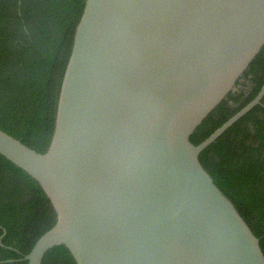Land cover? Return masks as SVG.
<instances>
[{
    "label": "water",
    "instance_id": "95a60500",
    "mask_svg": "<svg viewBox=\"0 0 264 264\" xmlns=\"http://www.w3.org/2000/svg\"><path fill=\"white\" fill-rule=\"evenodd\" d=\"M264 48V0H86L45 152L0 128V154L36 179L77 264H264L258 237L192 134Z\"/></svg>",
    "mask_w": 264,
    "mask_h": 264
},
{
    "label": "trees",
    "instance_id": "16d2710c",
    "mask_svg": "<svg viewBox=\"0 0 264 264\" xmlns=\"http://www.w3.org/2000/svg\"><path fill=\"white\" fill-rule=\"evenodd\" d=\"M86 0H0V128L39 152L50 146L62 81ZM264 84V48L232 92L192 134L199 144L252 101ZM205 169L261 238L264 250V97L200 154ZM39 182L0 154V264L24 259L55 225ZM43 264H77L51 248Z\"/></svg>",
    "mask_w": 264,
    "mask_h": 264
},
{
    "label": "rangeland",
    "instance_id": "374dc122",
    "mask_svg": "<svg viewBox=\"0 0 264 264\" xmlns=\"http://www.w3.org/2000/svg\"><path fill=\"white\" fill-rule=\"evenodd\" d=\"M238 87H236V89H237Z\"/></svg>",
    "mask_w": 264,
    "mask_h": 264
}]
</instances>
